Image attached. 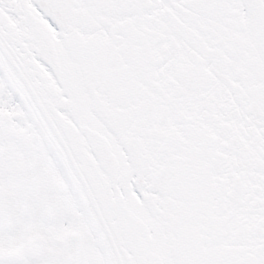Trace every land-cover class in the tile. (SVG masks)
<instances>
[{
    "label": "snow or ice",
    "instance_id": "1",
    "mask_svg": "<svg viewBox=\"0 0 264 264\" xmlns=\"http://www.w3.org/2000/svg\"><path fill=\"white\" fill-rule=\"evenodd\" d=\"M0 264H264V0H0Z\"/></svg>",
    "mask_w": 264,
    "mask_h": 264
}]
</instances>
